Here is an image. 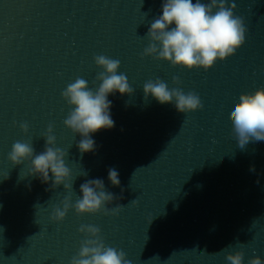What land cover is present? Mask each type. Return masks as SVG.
<instances>
[{
  "label": "water",
  "instance_id": "1",
  "mask_svg": "<svg viewBox=\"0 0 264 264\" xmlns=\"http://www.w3.org/2000/svg\"><path fill=\"white\" fill-rule=\"evenodd\" d=\"M232 2L246 41L205 72L141 59L163 0H0V264H69L84 239L82 224L98 226L106 245L132 264H228L223 250H237V239L245 264L253 255L264 259V141L240 151L229 118L241 93L264 86V0ZM100 54L120 60L135 93L109 95L115 127L93 134L95 152L81 156V137L63 123L70 109L61 92L77 76L98 87L102 69L93 57ZM174 76L184 92L199 94L203 110L182 114L144 100L147 80L159 77L172 88ZM49 124L57 146L68 150L71 193L63 185L46 191L51 181L27 176L26 164L7 158L17 140L42 152ZM109 168L120 186L111 185ZM97 178L123 196L111 205H125L118 216L69 211L61 223L50 220L53 206L67 195L74 203L80 185Z\"/></svg>",
  "mask_w": 264,
  "mask_h": 264
},
{
  "label": "clouds",
  "instance_id": "2",
  "mask_svg": "<svg viewBox=\"0 0 264 264\" xmlns=\"http://www.w3.org/2000/svg\"><path fill=\"white\" fill-rule=\"evenodd\" d=\"M161 7L162 14L152 20L145 34L148 45L140 54L141 59L151 57L155 61L168 62L173 68L203 69L207 72L217 61L223 62L233 56L246 41L248 28L244 17L235 15V2L163 0ZM93 60L102 69L94 81L99 82L98 87L90 88L86 79L77 76L61 92L62 99L70 109L63 123L74 136L78 134L81 137L76 145L81 156L95 152L93 134L115 127L110 113L112 102L108 99L109 95L118 92L122 96H132L135 93L127 75L118 71L121 67L119 59L100 54L95 55ZM172 83L176 87L169 88L159 77L147 80L143 84L144 100L147 101L151 96L162 105L173 104L176 111L182 114L203 110L204 105L198 93L184 92L179 87V77L174 76ZM229 118L231 134L240 151H245L250 143L264 141V86L253 92L241 93ZM19 127L25 135L28 134L27 122L20 123ZM41 138L45 140L42 152L36 153L32 140H17L12 144L8 160L13 166L26 164L27 176L38 178L43 184L51 181L46 191L63 185L64 190L71 193L74 179L65 162L68 150L57 146L54 125L49 124ZM250 171H255L254 165L250 166ZM108 180L112 186H120L119 172L115 168L108 169ZM123 191L122 188L121 193ZM80 192L82 195L74 203L71 195H67L59 205L53 206L50 220L61 223L69 211H74L77 216L103 214L116 217L125 207L119 203L111 206L123 196L106 191L102 179L85 181L80 185ZM131 204L136 206L138 201L134 199ZM78 231L84 239L80 241L79 250L71 257L69 264H132L123 250L106 245L98 226L82 224ZM236 242L237 250H228L233 247L232 244L223 250L226 261L228 264H245V244L238 239ZM247 264H264V259L253 255Z\"/></svg>",
  "mask_w": 264,
  "mask_h": 264
}]
</instances>
